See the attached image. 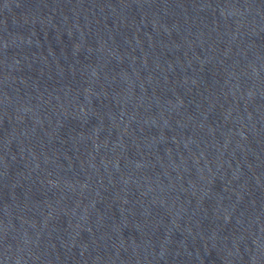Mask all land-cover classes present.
Here are the masks:
<instances>
[{
    "label": "water",
    "instance_id": "water-1",
    "mask_svg": "<svg viewBox=\"0 0 264 264\" xmlns=\"http://www.w3.org/2000/svg\"><path fill=\"white\" fill-rule=\"evenodd\" d=\"M0 264H264V0H0Z\"/></svg>",
    "mask_w": 264,
    "mask_h": 264
}]
</instances>
